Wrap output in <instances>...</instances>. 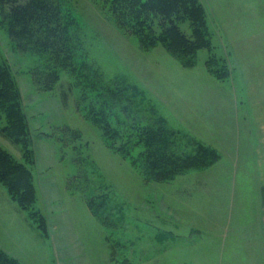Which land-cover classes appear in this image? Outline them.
<instances>
[{
  "label": "rangeland",
  "instance_id": "obj_1",
  "mask_svg": "<svg viewBox=\"0 0 264 264\" xmlns=\"http://www.w3.org/2000/svg\"><path fill=\"white\" fill-rule=\"evenodd\" d=\"M56 1L68 26L58 58L17 50L0 12V89L20 102L28 127L20 138L3 114L0 150L31 170L36 192L23 207L0 182V250L20 264H229L221 252L234 232L245 243L262 236L228 223L219 200L239 194L222 173H260L264 183V0H196L211 45L189 63L162 43L142 46L112 0ZM180 27L191 36L187 17ZM101 108L120 131L148 125L164 134L160 146L213 161L146 181L86 118ZM207 187L218 205H208ZM89 198L104 204L99 215Z\"/></svg>",
  "mask_w": 264,
  "mask_h": 264
},
{
  "label": "trees",
  "instance_id": "obj_2",
  "mask_svg": "<svg viewBox=\"0 0 264 264\" xmlns=\"http://www.w3.org/2000/svg\"><path fill=\"white\" fill-rule=\"evenodd\" d=\"M112 9L120 26L136 34L142 46L149 49L162 43L182 62H192L191 56L211 45L203 7L196 0H112ZM0 12L7 27L8 37L20 52H38L58 58L64 45L67 49L68 26L64 22L63 10L56 0H0ZM186 17L191 22V36H187L180 27ZM157 22H161L160 27H163L161 35L156 32ZM94 75L100 76L98 73ZM6 90L0 89V108H3L0 117L4 114L7 119L6 129L14 131L20 138L25 137L28 127L21 104H14V100L9 99L11 93ZM100 95L105 96L106 93ZM86 96V93L82 94L81 99L84 100ZM83 104L80 101L78 107ZM111 111L113 112V108ZM85 116L99 128L112 149L131 159L146 181L173 180L177 175L206 167L213 161L204 163L206 158L201 157L202 154L198 155V152L194 155H186L185 152L175 154L170 151L167 141L165 146H160L163 144L160 137L164 134L157 130L155 132L148 125L141 131L138 130L140 125H132L128 130L120 131L114 125V114L105 113L102 108L100 111L88 110ZM166 135L169 138L172 134ZM143 142L146 144L142 145ZM202 152H206L205 149ZM15 171H18L19 175H15ZM20 172L29 174L21 176ZM30 172L28 167L16 163L5 151L0 150V182L7 186L10 196L18 199L23 207L31 204L29 201L26 203V197H33L34 200L36 193ZM87 203L92 213L97 215L98 211L104 208V204H95L90 198ZM31 217L41 221V226L44 227L42 216ZM0 264L20 263L0 250Z\"/></svg>",
  "mask_w": 264,
  "mask_h": 264
},
{
  "label": "crops",
  "instance_id": "obj_3",
  "mask_svg": "<svg viewBox=\"0 0 264 264\" xmlns=\"http://www.w3.org/2000/svg\"><path fill=\"white\" fill-rule=\"evenodd\" d=\"M234 160V165L236 166L238 163L237 159ZM225 164H230L231 162H224ZM254 164V163H253ZM256 164V163H255ZM229 166V165H228ZM238 168L234 172L222 173L221 179L223 181L230 182L228 184L226 191H228V187H232V191L234 190V186L237 188L238 195H233V193L226 197L225 194L221 192L219 204L224 209L221 213H228L229 220L228 223L235 222L236 229L248 228L250 230L254 229L256 226V230L254 233H259L262 236L257 237L258 239L253 242H243L240 238H238V234L234 232L233 237L227 242H224L221 259L226 260L229 264H264V231L261 234L259 229L261 228L262 223H264V183H262V177L259 174L257 175H245V173H240ZM260 171V169H259ZM219 176V177H220ZM208 194V205L211 207L213 204L218 205V202L212 199L210 193L211 191L206 188ZM213 190V189H212ZM252 192V193H251ZM251 193L250 196L248 194ZM239 212V215L236 213ZM241 213H245L244 217H241ZM250 214L257 215L258 225H253L251 222H247L246 217H250ZM237 215V216H236ZM223 221V220H221ZM212 228H215L217 223L207 222ZM221 224L225 225L226 222H221ZM227 226V225H226ZM264 227V225H263ZM253 231V230H252ZM256 251L258 252H255ZM236 262V263H234Z\"/></svg>",
  "mask_w": 264,
  "mask_h": 264
}]
</instances>
